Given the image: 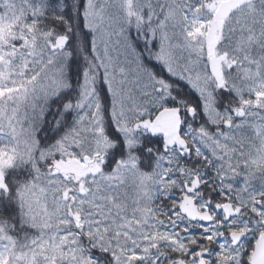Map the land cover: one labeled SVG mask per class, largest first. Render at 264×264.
Returning <instances> with one entry per match:
<instances>
[{"label": "snow or ice", "instance_id": "6c2138e0", "mask_svg": "<svg viewBox=\"0 0 264 264\" xmlns=\"http://www.w3.org/2000/svg\"><path fill=\"white\" fill-rule=\"evenodd\" d=\"M0 264H264V0H0Z\"/></svg>", "mask_w": 264, "mask_h": 264}]
</instances>
